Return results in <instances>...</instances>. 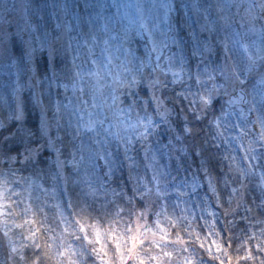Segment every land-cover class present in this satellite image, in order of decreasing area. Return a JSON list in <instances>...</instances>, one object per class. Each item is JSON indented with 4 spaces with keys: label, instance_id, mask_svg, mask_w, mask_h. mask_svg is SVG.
I'll use <instances>...</instances> for the list:
<instances>
[{
    "label": "clouds",
    "instance_id": "obj_1",
    "mask_svg": "<svg viewBox=\"0 0 264 264\" xmlns=\"http://www.w3.org/2000/svg\"><path fill=\"white\" fill-rule=\"evenodd\" d=\"M0 264H264V0H0Z\"/></svg>",
    "mask_w": 264,
    "mask_h": 264
}]
</instances>
